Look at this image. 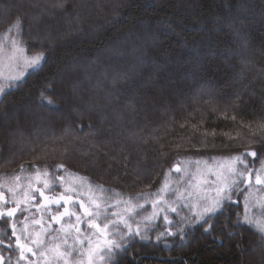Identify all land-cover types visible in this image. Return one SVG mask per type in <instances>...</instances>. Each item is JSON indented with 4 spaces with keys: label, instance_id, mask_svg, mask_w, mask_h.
Here are the masks:
<instances>
[{
    "label": "trees",
    "instance_id": "1",
    "mask_svg": "<svg viewBox=\"0 0 264 264\" xmlns=\"http://www.w3.org/2000/svg\"><path fill=\"white\" fill-rule=\"evenodd\" d=\"M28 3L36 16L47 6L43 23L17 29L18 6ZM6 32L48 59L0 103V171L60 164L134 197L159 189L178 161L211 164L264 143V0H0ZM57 73L46 96L63 105L38 103L40 85ZM150 80L166 102L152 99ZM142 93L149 99L137 101ZM145 103L154 107L145 112ZM232 200L210 233L198 225L183 244L178 236L170 249L137 241L129 252L139 264H260L264 216L253 221L242 196ZM182 214L188 223L191 213ZM120 264H131L128 255Z\"/></svg>",
    "mask_w": 264,
    "mask_h": 264
},
{
    "label": "snow or ice",
    "instance_id": "2",
    "mask_svg": "<svg viewBox=\"0 0 264 264\" xmlns=\"http://www.w3.org/2000/svg\"><path fill=\"white\" fill-rule=\"evenodd\" d=\"M35 7L31 3L27 6L21 4L18 6L19 16L14 20V27L17 29H22L24 27L25 20H27L29 28H39L43 23V17L45 15V10L47 6L42 8L39 16L32 15L30 9ZM56 9L63 11L64 4L57 3L53 6ZM241 12H247L243 4L237 6ZM51 15V12H48ZM45 39H49V35H45ZM5 40H10L12 45V54L8 57L9 67L13 64L17 68H22L23 70L18 71L14 75H9L7 77L0 78L5 79L7 83H0V103L4 101V97L10 92L19 90L20 87L26 82L27 77L39 73L43 67L48 57L44 52H40L34 56L26 57L24 55V49L19 47V41L11 37H5ZM41 44L43 40L39 41ZM50 42V41H49ZM5 44L0 41V50H3ZM47 82L40 85L41 91L39 96L36 98L37 102L40 104H46L58 108V105H54L53 100L46 96L47 92H54L56 89V75ZM133 91H135V85L130 86ZM172 87H175L174 85ZM146 88L150 92H154L155 95L152 96L154 100H162L166 102V98L163 97V88L160 86L157 80H150ZM75 90V86H74ZM137 101H146L149 97L145 94H141L136 97ZM154 105L144 104V110H147ZM0 114L7 115L6 111H0ZM235 119V117H233ZM91 127V125H89ZM207 147L206 144L202 145ZM215 147V146H213ZM258 151H264V143H261L259 149H256L246 153H241L234 157L227 158L223 163L220 164L219 170L210 171V176L214 179H209L207 175L201 174L202 178H187V172L180 166L178 161L173 165L172 169L165 172V180L159 189L155 193H139L134 199L139 200L145 196L153 197L151 199V213L141 216L137 209H144L143 204L133 205L132 203H126V207L122 211L112 212L111 216L114 217L110 219L107 215L104 216V221L102 224L98 223L97 220L100 217V212L97 210L95 212L90 211V207L86 206L85 200L78 198L81 193L76 192L75 188L67 189L65 192L61 193L59 196H48L45 194V190H51L55 186L54 181H45L44 188H29L23 193V198H18L15 193V188L9 187L8 191L12 193V200L15 202V207H8L6 209L0 210V217L12 218L18 212L21 211V203L31 204L37 199V197L32 194L33 192H38L40 197V202L32 205L39 211L42 208H50L51 205L62 206L63 211L57 212L52 216V221L60 223L64 217H74L76 224L69 225V229L75 227V232L77 239L75 243H83V240L79 239L81 235V229L79 224L82 220L87 218L88 227L90 229L97 230V243L95 246L92 245L91 240L89 243V264H93V253L98 249L100 253L101 264H120V260L128 255L131 264H139V260L133 253L129 252L133 244L137 241L143 243H154L156 245H162L165 249H170L173 245L168 238L179 237L180 243L183 244L189 236V229H195L198 225H207L203 228L204 233H210L213 227V218L222 214L224 212L225 206L234 203L232 200L233 193L237 190V186L241 183L245 185H250V174L253 169L248 167V163L245 160L246 156L257 157ZM125 162H127V157H125ZM199 163V162H197ZM261 164L264 165V160H261ZM237 165H242V167H237ZM63 165H59L58 168H63ZM175 171L177 174L184 173V176L180 180L176 181L175 184L178 186L182 182H186V187L180 189L179 187H173L171 181H169V173ZM264 172V168L260 170ZM139 178V177H138ZM61 181L62 177L58 178ZM256 185H264V176L258 173L255 177ZM18 187V186H17ZM72 193H76L73 195ZM165 194L169 197L165 198ZM193 199L197 202L193 203ZM0 202H4V193L0 191ZM12 202V201H8ZM148 201H145L147 203ZM238 203V202H237ZM94 206L99 209L100 205L93 201ZM74 205H79V212L73 209ZM117 204H113L112 207H117ZM187 209L191 213V217L188 223H185L187 219L181 216V212ZM27 211V208L24 209ZM172 215L179 217L177 220L172 219ZM137 217H140L137 219ZM162 217L163 220V230L157 232L155 240L148 235L149 232H155L157 226L159 225V219ZM33 224L40 225L42 222L39 219H33ZM241 221L239 216L237 220L232 223L231 227L233 229L240 225ZM264 225V222H262ZM12 232L11 237L7 240V249L18 250L19 255L16 258V264H20L21 261H25L26 253H32L36 255L37 252L34 251L33 247L29 246V243L24 242L25 240L30 241L31 245L37 247H44L45 240L42 238L43 234L47 232V228L43 229V232L37 231L35 233H28L26 231L27 225L23 230V235L17 233L16 224L10 225ZM175 229V230H174ZM260 230L264 232V226H261ZM64 231V229H61ZM235 231L228 233L230 236H234ZM69 233L65 232V238L60 242L64 245H68ZM15 238V248H13L12 238ZM55 239V238H53ZM214 241H219L217 237H212ZM60 243L55 244L52 247V251L56 252L59 257H63L65 252L60 251ZM0 245H5V241L0 239ZM73 246H69L71 249ZM238 249L243 252V249L238 245ZM44 256L45 253H39ZM260 264H264V246L259 248ZM172 259V257H169ZM0 264H12L11 257H6L4 255V249L0 248ZM27 264H33L31 260L27 261ZM67 264V262H66Z\"/></svg>",
    "mask_w": 264,
    "mask_h": 264
},
{
    "label": "rangeland",
    "instance_id": "3",
    "mask_svg": "<svg viewBox=\"0 0 264 264\" xmlns=\"http://www.w3.org/2000/svg\"><path fill=\"white\" fill-rule=\"evenodd\" d=\"M2 32V31H1ZM11 37L19 41V47L24 49V55L26 57H31L36 54L29 53L23 47L21 40L18 39L15 35L10 34L9 32L3 33L0 36V41H3L5 47L3 50H0V76L7 77L9 75H14L18 71L23 70L22 68H17L15 64L12 67H9V59L8 57L12 54V45L10 40H5V37ZM0 83H7L5 79L0 78ZM62 106L63 102L58 103ZM21 125L23 123L21 122ZM250 152V151H248ZM246 153V152H245ZM239 155V154H238ZM237 156V155H236ZM246 162L248 163V167L253 169V171L248 174L250 175V185H245L243 183L237 186V190L233 193L232 197H236L237 195H241L246 205L245 209L247 210L248 216H251L252 220L254 221L253 216H264V185H256L255 184V177L258 173L264 176V172H260L264 165L260 162H256L252 156L245 157ZM198 161L188 162L186 165L182 166L183 169L187 172V178H202L201 174L207 175L209 179H214V177L210 176V171H217L219 170V166L224 161H216L215 163L205 164V163H197ZM59 163V162H58ZM60 164L53 166V171H49L46 165H41L40 163H33L31 161H23L22 165L16 169L12 170H1L0 171V191L4 193V202H0V210L6 209L4 203L6 200L12 201L9 203V207H15L16 204L12 200V193L8 191L9 187L15 188V193L18 198H23V193L31 188H44L45 181H54L55 186L51 189L52 191H56L57 194L60 195L61 193L65 192L67 189L75 188L76 192L81 193L78 198L84 199L86 206L90 207V211H99L100 217L97 220L98 223H103L104 216L107 215L110 219L114 218L111 216L112 212L122 211L126 207V203H132L133 205L136 204H143L144 209H137L141 216L147 215L151 213V199H155L156 197H148L145 196L139 200L134 199V197L124 196L120 194L116 189L104 186L101 184H95L87 178H84L80 175V172L75 170H70L66 167L58 168ZM173 167V166H172ZM237 167H242V165H237ZM184 176V173L177 174L175 171H172L168 176L169 181L172 182L173 187H179L183 189L186 187V182H182L178 186L175 184L176 181L180 180L181 177ZM62 177L63 180L61 181L60 178ZM18 186V187H17ZM159 188V187H158ZM49 191V190H45ZM157 191V190H156ZM153 191L151 193H155ZM37 198H39L38 192H33ZM75 195L76 193H72ZM55 196V195H54ZM165 198L168 199L169 197L165 194ZM98 203L100 205L99 209H97L94 204ZM145 201H148L145 203ZM40 200L37 199L33 201L31 204L21 203L20 212H25V216H20V212H18L12 218L0 217V224L2 222H6L7 225H4L1 228L0 234L1 239L5 241V251L7 252V240L11 237L12 229L10 227L11 224H16L17 233L23 235V230L25 229V225H27L26 231L28 233H35L37 231L43 232L44 228H47V232L43 234V239L45 240L44 247H37L31 245L30 241L25 240L24 242L29 243L30 247L34 248V251L37 252L36 257H32L30 254L29 257L33 264H89V243L88 241L91 240L92 245L95 246L97 243V230L90 229L88 227L87 218L82 220L79 224L81 229V235L79 239L83 240V243H75L74 241L77 239L75 227L69 229V225H75L76 221L74 217H64L60 221V223H56L52 221V216L55 215L57 212L63 211L60 206L51 205L50 208H42L39 211L32 205L39 203ZM193 203L197 201L193 199ZM113 204H117V207H112ZM27 208V211L24 209ZM32 209V210H31ZM73 209L76 211L79 210V205H74ZM46 210V211H45ZM48 211V213H47ZM188 214V213H186ZM260 214V215H259ZM181 215L182 214L181 212ZM175 216V215H172ZM140 217H137L139 219ZM33 219L41 220V224H33ZM11 220V221H10ZM256 220V219H255ZM160 223L163 225L162 217L159 219ZM261 222H264L262 219ZM262 224V223H261ZM1 226V225H0ZM64 229V231H61ZM65 232H68L69 235L68 245H64L60 243L65 238ZM157 234V232H154ZM9 234V235H8ZM55 238V239H53ZM14 241L13 248H15V238H12ZM60 243V251L65 252V255L61 258L59 257L56 252L52 251V247L55 244ZM69 249V246H73ZM18 251V250H16ZM4 252V255H6ZM44 252L45 255L41 256L39 253ZM12 260V259H11ZM28 261V260H27ZM12 264L15 262L12 260ZM93 264H101L100 253L97 249L93 253Z\"/></svg>",
    "mask_w": 264,
    "mask_h": 264
},
{
    "label": "flooded vegetation",
    "instance_id": "4",
    "mask_svg": "<svg viewBox=\"0 0 264 264\" xmlns=\"http://www.w3.org/2000/svg\"><path fill=\"white\" fill-rule=\"evenodd\" d=\"M45 194L46 195H48V196H56V191H52V190H49L48 192L47 191H45ZM57 196H59L58 194H57ZM37 199H39L40 200V197L39 198H37ZM36 199V200H37ZM9 200H6V202L4 203V205L6 206V207H9V203L10 202H8ZM12 207V206H11ZM33 207V206H32ZM59 208H61V210H63V207L62 206H60ZM47 209V208H46ZM32 210V209H31ZM46 211V210H45ZM23 212V211H22ZM22 212H20V213H22ZM47 213H48V211H47ZM25 216L26 215V213L25 212H23L22 214H20V216ZM11 221V220H10ZM6 222H8V221H6ZM6 222H2V224L3 223H5L4 225H7L6 224ZM2 224H0L1 226H0V231H1V228L4 226V225H2ZM9 235V234H8ZM1 234H0V239H1ZM13 242V244H14V241H12ZM0 248H3L4 249V252H6L5 251V247H4V245H0ZM28 254H30L32 257H36V255H33L32 253H26V260L25 261H21L20 262V264H27V260H29L30 259V257H29V255ZM18 255H19V251H16V250H9L8 249V251L6 252V257H11V259L15 262V264H16V258L18 257Z\"/></svg>",
    "mask_w": 264,
    "mask_h": 264
}]
</instances>
